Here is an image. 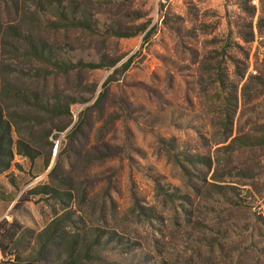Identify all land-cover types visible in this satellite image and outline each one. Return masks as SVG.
Here are the masks:
<instances>
[{
  "label": "rangeland",
  "instance_id": "obj_1",
  "mask_svg": "<svg viewBox=\"0 0 264 264\" xmlns=\"http://www.w3.org/2000/svg\"><path fill=\"white\" fill-rule=\"evenodd\" d=\"M79 1L50 43L104 67L6 72L0 222L50 264H264V0Z\"/></svg>",
  "mask_w": 264,
  "mask_h": 264
},
{
  "label": "trees",
  "instance_id": "obj_2",
  "mask_svg": "<svg viewBox=\"0 0 264 264\" xmlns=\"http://www.w3.org/2000/svg\"><path fill=\"white\" fill-rule=\"evenodd\" d=\"M87 15L79 0H0V105L1 101L2 106L5 105L4 97L11 90L6 88L4 77L8 71L15 72L23 80L27 78L30 81H46L68 77L74 72L104 67L103 64L92 61L64 60L50 43L54 33L91 31L92 24ZM145 31L146 29L142 30ZM135 35L123 34L120 37ZM150 37L151 35L147 34L144 39L147 41ZM7 48H10L11 52H7ZM129 67L130 61L122 70L127 71ZM18 95L23 96L22 105L30 106L28 94ZM5 131L2 120V139L5 137ZM21 230L23 228L16 221L0 222L1 256L11 259L8 264H50L47 250L52 245V236L57 233V229L50 225L37 235L32 230ZM25 232L32 239L27 245H23ZM28 250L30 252L27 253ZM66 264H75V261Z\"/></svg>",
  "mask_w": 264,
  "mask_h": 264
}]
</instances>
